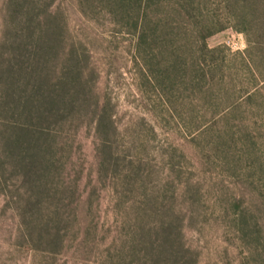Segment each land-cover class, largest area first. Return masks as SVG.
I'll return each mask as SVG.
<instances>
[{
  "label": "trees",
  "instance_id": "trees-1",
  "mask_svg": "<svg viewBox=\"0 0 264 264\" xmlns=\"http://www.w3.org/2000/svg\"><path fill=\"white\" fill-rule=\"evenodd\" d=\"M76 1L86 16L104 14L120 32L133 35L141 84L167 110L180 90L207 91L218 82L229 54L209 47L207 38L226 26L248 36L245 51L232 56L253 64L264 78V0ZM52 6L53 0H8L0 50V185L9 181L13 188L26 244L48 254L64 246L77 186L64 174L68 142L88 119L98 139V178L111 180L118 199L135 193L122 237L99 264H198L184 240L182 213L143 184L150 175L142 158H129L120 147L110 100L96 91L86 45ZM236 220L242 236L255 242V264H264L260 224L243 212Z\"/></svg>",
  "mask_w": 264,
  "mask_h": 264
},
{
  "label": "rangeland",
  "instance_id": "rangeland-1",
  "mask_svg": "<svg viewBox=\"0 0 264 264\" xmlns=\"http://www.w3.org/2000/svg\"><path fill=\"white\" fill-rule=\"evenodd\" d=\"M7 1L0 0V50ZM52 8L64 13L70 34L86 45L96 91L110 100L120 147L129 158H142L150 175L143 184L182 213L184 240L198 264H255V242L242 236L236 220L237 213H246L264 237V78L253 64L232 56L245 51L246 33L232 24L208 37L209 47L229 54L223 74L207 91L180 90L167 110L141 84L133 35L120 32L104 14L86 16L76 0H53ZM68 145L64 174L77 186L74 208L66 213L74 222L62 250L48 254L26 244L8 181L0 185V264H99L122 237L135 193L118 199L111 180L98 178L93 122L85 119ZM258 252L263 259L264 238Z\"/></svg>",
  "mask_w": 264,
  "mask_h": 264
}]
</instances>
